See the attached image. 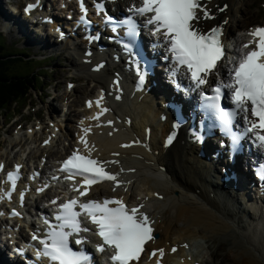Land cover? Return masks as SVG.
Masks as SVG:
<instances>
[{
	"label": "snow or ice",
	"instance_id": "6c2138e0",
	"mask_svg": "<svg viewBox=\"0 0 264 264\" xmlns=\"http://www.w3.org/2000/svg\"><path fill=\"white\" fill-rule=\"evenodd\" d=\"M34 7L35 4H28L24 8L25 13ZM79 7L81 15L77 24L88 28L91 22L86 18L83 0H79ZM95 7L100 11L103 5L97 3ZM226 7L217 10L223 12ZM126 11L128 14L120 19L105 14L103 24L114 34L108 39L119 44L126 56V67L136 77V89L143 90L148 78L155 74L154 57L158 50L163 49L160 60L167 64L164 73L168 83L177 93H183L184 98L192 101L188 119L195 122L199 117L200 125L209 133L215 134L219 130L221 137L227 141L225 143V139H221L220 147L227 148L230 159L241 154L245 144L264 156V26L248 30L252 39L241 46L238 55L228 58L227 75L223 76L220 71L225 56L223 26H213L206 32L198 26L201 19L214 18L201 0H141L139 6L132 5ZM121 29L123 35L120 34ZM141 29L148 38L152 58L144 52ZM86 38L91 41L98 39V36L89 35ZM102 66L97 65L96 69ZM212 77H215V83H212ZM183 80L187 81L186 85ZM112 84L115 98L119 100L121 89L118 74ZM104 95L102 90L95 101L98 111L89 119L98 122L108 111L102 105ZM222 101L228 103L225 105ZM87 104L92 106L91 101ZM184 122L181 108L165 143L173 140L175 130ZM107 124L111 125L112 121H107ZM90 130L91 127L81 126L78 136V142L87 154L75 149L56 169L58 173L64 174L63 180L68 182L67 187L74 195L62 201L59 197L49 201L52 206L51 217L42 215L40 219L44 228L41 230L38 227L31 234V240L38 244L32 245L35 248V264H92V257L85 249L92 236L99 241L94 244L95 251L101 254L109 252L111 264H138L147 243L154 239L151 222L141 210L143 205L129 208L122 198H87L90 187L101 181H111L115 187L123 183L117 174L106 170V164L118 161L92 158V148L87 141ZM193 138L202 142L204 134L196 133ZM48 142L44 141L45 144ZM0 168H3L2 164ZM19 169L20 165H16L8 171L6 181L9 187L7 191L0 189V199H11L20 179ZM261 178L264 179V173ZM51 179L55 181L59 177L53 175ZM48 187L45 181L36 187L35 192L41 194ZM26 191L27 187L20 191L21 206ZM9 215L16 217L21 216V213L13 209ZM73 244L77 247L74 248ZM16 251L24 254L23 249ZM171 251L175 252L176 248L173 247ZM163 255V249H153L149 258L157 257L156 264H161Z\"/></svg>",
	"mask_w": 264,
	"mask_h": 264
},
{
	"label": "bare ground",
	"instance_id": "6f19581e",
	"mask_svg": "<svg viewBox=\"0 0 264 264\" xmlns=\"http://www.w3.org/2000/svg\"><path fill=\"white\" fill-rule=\"evenodd\" d=\"M118 1L125 4L124 8H126V6L129 5L128 3H133L135 0ZM236 1L237 0H212L209 6L212 7V11H216L218 9L217 7L221 5L224 7L225 3L227 4L226 11L220 12L219 14L216 13V15H214V20L210 22V24L228 18V22L225 24V30L227 34L231 36L230 39L235 43L234 54L238 55L241 44L247 42L250 38H247L245 35L247 23L251 25L252 22L255 21V16L248 13V8L250 6V3L247 2L248 0H239V3L241 1V5H237L234 8ZM216 3H218V5L215 7ZM44 7L47 16L48 10L45 5ZM243 10L245 12L247 11L245 13L247 16L246 20L241 21L235 12L244 14ZM230 19L233 20L234 27L244 33H232ZM6 20L7 23H11L15 26L13 27L14 29H19V31L23 33L19 22L8 18ZM36 26H38V24H36ZM51 27L53 29L56 28L55 25H51ZM140 37L143 38L144 35L140 34ZM29 40L32 39L28 38L27 42H29ZM42 42L47 45V50L55 51L48 40L44 39ZM61 43L59 47L65 53L64 57H66V61L76 70L75 77L77 79L84 78L87 80V86H90V89L85 93L83 89L87 86L81 85V87H76L82 94V97L79 96L80 98L77 96L72 98L68 97L76 90L72 89V91L68 92L66 86L61 94H56L54 98L63 99L65 96H67L68 99L71 98L66 104L62 105V108L64 107L70 111V113H68L70 116H68L65 126L62 128L63 131L61 136L48 146H42L41 142L44 138H37V134L31 137L27 132L18 133L20 135L12 137L9 142L11 146L21 144L20 149L15 152L13 159L10 158L7 149L5 151H0V160H4L8 167L12 165L13 161H22L24 151L26 150V147H24L25 145L29 147V164L39 161L44 154H47L48 160L46 162V167H50L52 160L56 157H60L62 150L65 149V140L70 142V139H73V133L78 130L77 126H73L72 124V122L76 120L73 115L80 113V110L85 111L81 109L83 98L95 94L101 85H106L112 75L111 67L118 66L115 63H109L105 69L99 72H90L88 69L89 65H84L80 62L81 46L71 45L67 41ZM40 50L44 51L46 47L41 46ZM144 52L147 53V51ZM229 57L230 54L227 55V58ZM227 64L228 63L224 60L221 61L220 71H222L223 76L227 75ZM156 66L164 70L165 63H160ZM92 82L93 84L89 85V83ZM183 84L186 85L187 82L183 80ZM168 85L169 83L167 80H162L153 92H151L150 95H145L140 102H138L136 98H133L126 99L120 103H114V112L117 114V118L119 115H130L132 117V123L129 127H126L124 122H115L114 126L117 132H114L112 127H100L97 126L95 122L87 121L88 124L92 125L94 130L90 138L92 146H96L94 148V155H97L102 160L115 158V160L119 161L118 165H114L118 170L131 169L130 172L123 175L126 185L122 187L118 186L114 191L122 193L121 191L126 189L124 197L128 200L134 203L145 202L147 210L155 219V232L158 234L152 246L166 247V250L171 248V246H179L174 255L166 252L163 259L164 264H169L174 256L182 258V264H191L192 259L200 261L201 264H206L205 258L203 259L200 254L202 250H207L212 257L217 255V250L214 249V242H217L220 248L226 247L230 253L233 252L235 255L233 257L234 262L231 261L233 264H263L264 199H261V206H257L251 197L249 201H247V196H244L242 193H235L237 191L234 190L233 185L236 184V182L232 178H229L223 190L213 184L214 180H212V177L220 176L219 174L214 175L212 166L213 158L210 152V150L215 147L214 139L216 142L219 141L217 136L214 139L205 138V140L202 141L203 144L197 146L186 134V129H183L179 132L178 137L169 148H163V135L170 128L171 121L169 119L165 121L159 120L164 109L155 103L154 99L159 91H162L166 95H171L172 90H170ZM126 102L128 103L125 105ZM159 103L162 102L159 101ZM175 103H177V101ZM48 105H50V107L53 106V111L56 110L53 104ZM110 119H112V117ZM187 122L188 126L193 129L200 125L199 117L196 122H193L191 119H188ZM150 127L152 132L146 136V132ZM187 130L189 129L187 128ZM109 133H111V135H109ZM63 136L64 138H62ZM69 136L71 137L70 139ZM193 136L194 134H190V137ZM133 137H140L144 140L147 139L146 141L152 151L148 152L140 147H130L127 149L121 147V145L128 142V140ZM28 139L31 140L29 143L26 142ZM198 143L201 142L198 141ZM201 149L203 155L199 154V150ZM248 149L250 150L249 154L257 152L255 148L250 149L248 146ZM11 150L12 149L9 151ZM84 151L86 150L84 149ZM117 151L118 154L112 156L111 153ZM135 153L140 154L142 157L137 158L134 156ZM224 154L228 160V153L225 151ZM258 155V157L263 158V161H256L258 165L255 169H258L264 164V156L259 153ZM205 156H208V158H205ZM236 160L239 162L241 158L238 157ZM225 167L227 174L233 169L239 175L242 186L250 182L249 173L245 172L238 164L234 166L226 165ZM163 168L165 169L164 171L162 170ZM227 168H229V170H227ZM256 182L257 181H255V184ZM109 189V186L104 183L100 185L98 193L105 191L107 194H112ZM238 189L244 192L242 187ZM156 191L163 194V199H158L154 195ZM54 196L55 195L50 191H47L41 197L38 196V202L44 204V201L47 200L46 197L53 198ZM257 196H259V193H255V197ZM32 201L31 199L30 202ZM224 235L225 238H223ZM249 236L252 237L251 240ZM252 240H254L256 244ZM259 244H261V247H259ZM0 245L1 247H5L3 243H0ZM185 245H187V247H185ZM234 247H236V249H233ZM92 251L94 250L92 249ZM225 255L227 258L229 257L228 251ZM3 256L4 254L0 252V264L4 259ZM16 260L17 264H20L21 260H24L23 264H35L34 255L33 259L29 257L21 259L20 261L16 258ZM240 260H242V262ZM9 264L15 263L11 261Z\"/></svg>",
	"mask_w": 264,
	"mask_h": 264
},
{
	"label": "rangeland",
	"instance_id": "374dc122",
	"mask_svg": "<svg viewBox=\"0 0 264 264\" xmlns=\"http://www.w3.org/2000/svg\"><path fill=\"white\" fill-rule=\"evenodd\" d=\"M11 1L14 4H17L20 2V0H11ZM236 2H237V4H236ZM236 2L234 4V8L237 5L238 6L241 5V1H240V3H239V0H237ZM247 2L250 3V6L248 8V13L252 16H255V20H257L259 23L264 22V6H262V5H264V0H248ZM5 3H6V0H0V11H2L0 13H3V11H4V12H6V14H8L6 11V8H5V7H7ZM243 12H244V14H242V15L238 14L241 21L246 20V16H247V14H245L247 11L245 12L243 10ZM2 23H3V20L0 18V39L2 42L5 43L6 51H8L9 53L12 50L17 52L15 49V47H17V48H20L21 53H24L26 55L34 54V56H36L37 59H33L28 70L36 68L35 76L37 77L38 75L41 74L42 70L46 71V69H47L49 76L48 77L44 76L41 78V80H43V83H44L43 86H45V87L43 88L42 85L39 88L36 87L38 90V93L35 92L34 90H30L32 104L35 103V106L33 108H26V105L22 106V104H20V105L13 104L12 106H10V109L6 113H3V115L0 117V129H1L2 128L1 123H3L4 120L9 122V118L10 117L12 118V116H14L12 118V121H11L13 123H10L9 125H7L2 130V132L0 133V144H1L0 146L4 145V143L6 141H9L10 138H12L10 135L12 130L15 129V131L16 130L18 131L20 129V127H18L19 126L18 122H20L21 125L27 124L28 122H26V121H30L31 118H34L33 116L36 112H38V114L41 117H45V116L49 117L48 111H50V110L49 109L47 110L48 106L50 107V105H48L49 102H52L49 104H53L56 107V110L54 112V116H52L50 118L53 119L54 117H57L59 119L62 112L64 111V110H62L61 103L66 102L67 99L65 97L64 101L61 102L60 99L53 98L55 96V94H61L63 92L64 86L66 85L67 80L74 81L75 86L80 84L77 87H81V85L84 83V79H82V78L77 80L75 77H71V76L75 75V72L71 68L70 64L67 63L64 55H60L59 53H56V52H51V50H48V51H41L40 50L39 42L41 40L39 41L38 39L40 37L42 38V36L40 35V31L38 30V28H39L38 26H32V25H29L27 27L24 26L25 27V33L24 32L21 33V32L15 31L14 29L13 30H5L3 28ZM230 27L232 28V31L237 30V28L234 27V24H232ZM27 37H30L33 42L29 43L30 40H29V42H27ZM48 41H49V44L51 46L55 47L54 43L51 44L52 43L51 38L48 39ZM61 44H57V46H56L58 51L60 49L59 46H61ZM45 55H46V57L53 55V57L52 58L48 57L45 60H41L42 56H45ZM15 64H16L17 68H14V71H16L18 73H25L27 71L25 69L24 72H20L21 69L18 68L19 65L25 66L26 65L25 62L15 63ZM23 68H25V67H23ZM41 80H38V82H41ZM47 84H49V86H47ZM89 89H90V86H87L85 89H83V91L86 93ZM75 90L76 91L74 92V94L73 95L71 94V95L72 96H75V95L81 96V93L78 91V89L75 88ZM68 97H71V96H68ZM16 119H18V121H16ZM28 125H32V123H29ZM23 128H24V130H26L27 126H23ZM223 238H225V235ZM249 239L251 240L252 237L249 236ZM252 241L255 243L254 240H252ZM213 244H214V249H216L217 253H218L217 255H214V257L209 255L207 250H202L201 254L199 253L203 257V259L205 258L204 260L206 261V263H210V264L211 263L212 264H233V263H231V261L234 262L233 257L235 255L233 254V252L230 253L228 248H226V247L220 248L218 246L217 242H214ZM216 246H218V247H216ZM259 247H261V244H259ZM233 249H236V247H234ZM227 251L229 253L228 258L225 255L227 253ZM240 261L242 262V260H240Z\"/></svg>",
	"mask_w": 264,
	"mask_h": 264
},
{
	"label": "trees",
	"instance_id": "16d2710c",
	"mask_svg": "<svg viewBox=\"0 0 264 264\" xmlns=\"http://www.w3.org/2000/svg\"><path fill=\"white\" fill-rule=\"evenodd\" d=\"M14 54L4 53V45L0 42V114L10 109V106L18 102H26L28 99L27 89L29 87V77L33 72L10 73L9 66L16 59L6 58ZM14 74V75H12Z\"/></svg>",
	"mask_w": 264,
	"mask_h": 264
}]
</instances>
